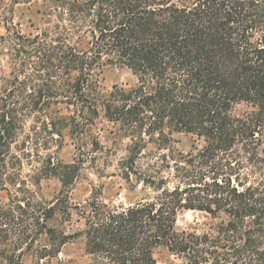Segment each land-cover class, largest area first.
Instances as JSON below:
<instances>
[{"label": "trees", "instance_id": "16d2710c", "mask_svg": "<svg viewBox=\"0 0 264 264\" xmlns=\"http://www.w3.org/2000/svg\"><path fill=\"white\" fill-rule=\"evenodd\" d=\"M4 1L0 44L15 65L0 74V264L54 258L80 238L86 264H157L159 248L183 264H264V0H6L39 4L30 33ZM107 65L133 85L103 92ZM101 116L116 125L120 176L143 192L135 201H71ZM31 117L75 149L70 162L48 154L35 179L13 151ZM176 133L195 138L189 151ZM50 175L53 199L39 189ZM72 209L83 227L69 232ZM184 210L208 227L180 228Z\"/></svg>", "mask_w": 264, "mask_h": 264}, {"label": "rangeland", "instance_id": "374dc122", "mask_svg": "<svg viewBox=\"0 0 264 264\" xmlns=\"http://www.w3.org/2000/svg\"><path fill=\"white\" fill-rule=\"evenodd\" d=\"M10 2L4 1V5ZM38 3H20L11 5L8 10V17L18 24L20 30L24 33L35 31V27L43 25L42 15L37 12ZM4 18L3 13L0 19ZM34 24V25H33ZM2 23H0V33H4ZM15 65L6 47L0 44V74L8 73ZM135 82L132 72L122 66L107 65L100 75L101 90L105 93L114 89V86L130 87ZM248 106L244 103L238 104L234 112L242 115ZM57 137V136H56ZM93 138L98 139L103 151H93ZM175 138L178 141L177 147L187 152L192 148L195 138L188 133H176ZM264 150V137H263ZM87 148L90 156H95L93 160H88L82 171L81 177L72 187L70 194L73 203H87V200L98 196L99 201L111 205L128 203L135 201L143 196L140 188L134 190L119 174L117 160L121 151L116 155V125L107 121L104 116L98 118L96 124L92 127V135L88 137ZM92 148V151H91ZM13 151L22 156L24 176L29 179H35V175L41 172L43 161L48 154H52L54 160L57 158L65 162L72 161L75 154L74 144L71 137L65 131L64 138L53 140L49 132L41 124H38L31 117L26 122L25 127L20 130L17 141L13 145ZM89 156V155H88ZM61 182L57 176L42 177L40 181V192L47 199H53L59 193ZM3 193V192H2ZM73 220L66 223L69 232L81 229L83 220H79L76 210L72 209ZM209 217L199 211L184 210L178 218V226L183 229L203 230L208 227ZM157 264H183V261L169 252L166 248H159L155 252ZM87 257L84 255L83 239H75L68 242L62 248V252L57 257L47 260H40L31 253L23 256L22 264H86Z\"/></svg>", "mask_w": 264, "mask_h": 264}]
</instances>
